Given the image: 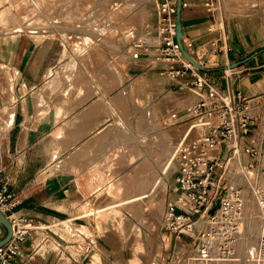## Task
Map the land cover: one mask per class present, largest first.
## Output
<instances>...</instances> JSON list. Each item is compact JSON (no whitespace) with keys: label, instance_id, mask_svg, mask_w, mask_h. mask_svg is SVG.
Instances as JSON below:
<instances>
[{"label":"crops","instance_id":"crops-1","mask_svg":"<svg viewBox=\"0 0 264 264\" xmlns=\"http://www.w3.org/2000/svg\"><path fill=\"white\" fill-rule=\"evenodd\" d=\"M32 2L28 8L41 14ZM184 2L187 52L215 87L247 99L253 132L247 142L257 140L264 136V0H222L214 11L200 0ZM150 5L143 35L123 11L100 19H27L25 6H10L13 14L0 17V185L12 195L16 217L36 227L60 223L52 231L73 243L66 251L80 264H132L128 234L135 227L121 226L116 219L131 215L115 207L134 206L141 217L153 200L164 207L175 198L169 193L175 181L162 179L166 162H153V124L182 126L198 97L186 86L189 77L168 76ZM170 112L179 121L166 120ZM71 230L92 241L87 252ZM42 234L33 232L14 264H71L57 253V237L44 244ZM182 239L177 253L193 254L197 241Z\"/></svg>","mask_w":264,"mask_h":264},{"label":"built area","instance_id":"built-area-1","mask_svg":"<svg viewBox=\"0 0 264 264\" xmlns=\"http://www.w3.org/2000/svg\"><path fill=\"white\" fill-rule=\"evenodd\" d=\"M151 1L158 15L157 52L169 60L166 69L169 77L180 80L190 78L186 86L198 100L186 108L189 120L196 121L189 131L194 128L202 131L192 142L188 143L185 141L186 137L183 138L174 149L173 160L177 163L174 174L177 176L176 184L170 187L169 193L175 198L165 202L160 222L161 231L179 241L186 236L195 239L198 222L204 220V225L198 232V236L203 237L202 247L196 257L175 253L172 260L168 261L163 257L158 263L208 264V257L204 256L203 249L208 250L213 244L217 245L222 259L231 258L239 222L243 218L245 192L250 194L257 208L261 225L254 264H264V136L247 142L253 133L247 99L240 93L218 89L184 59L176 43V2ZM200 1L210 11L221 8L222 0ZM185 5L183 0V6ZM183 45L186 51L191 46L184 40ZM178 62L181 63V68H175ZM170 120L175 123L179 121V117L174 113ZM11 200L12 195L7 192L6 186L0 185V213L12 225L11 239L0 248V264H14L22 255L23 243L35 230L42 231L44 244L51 241V235L57 237V253L66 256L71 264H80L66 251L73 243L52 231L60 223L33 226L31 221L12 213L14 204ZM217 204V209L211 214ZM194 217L198 219L195 220ZM71 233H76L83 239V252L91 248L92 241L89 237L78 231L71 230Z\"/></svg>","mask_w":264,"mask_h":264},{"label":"rangeland","instance_id":"rangeland-1","mask_svg":"<svg viewBox=\"0 0 264 264\" xmlns=\"http://www.w3.org/2000/svg\"><path fill=\"white\" fill-rule=\"evenodd\" d=\"M150 1L151 0H18V2L15 3L16 2L15 0L12 1L0 0V17H8L10 14L11 15L13 14V11H11V9L10 10L8 9L10 8V6L11 8H13L14 11H19L21 7L24 8L25 6V8L28 9V10L26 9L25 12L29 13L26 17L27 19L32 18L34 15H37V17L40 18L50 17V18L100 19V18H109V17H122L123 15L121 12L123 11V14L126 17L129 16L130 18L135 19V25L137 26L136 33L143 35L142 31L140 33V29L146 27V25H144V21L146 20L147 17H152L151 13H153L151 11L152 5H150ZM30 2L36 4L38 3L41 9L40 11L41 14L37 9L28 8V6H31L29 4ZM175 2L176 0H174V3ZM142 3H143L142 5L143 7H140ZM114 7H119L120 13L113 10ZM153 7L155 10L154 3H153ZM157 24H158V15H157L156 26ZM173 113L174 112H170L166 120H169L170 116ZM168 122L170 123V121H167V123ZM194 123H196V121L191 119L188 120L186 123H183L182 126L175 125V126L167 127L166 129H162L163 125L165 124L164 122L163 124L162 123L153 124L152 146L155 147L158 152H160V153L157 152V154L155 155L153 154L154 155L153 162H155V165L157 166H161L160 162L162 161L166 162L161 168V172L163 173L162 176L163 181L164 178H166L167 181L169 182L175 181L174 185L176 184L177 175L174 173L177 168V163L175 162V159L173 160L174 149L177 146V144L180 143L182 138L188 133L190 126ZM262 130H264V128L261 127V131ZM200 132H201L200 128H194L190 130L188 136L185 138V141L188 142L189 139L193 138L197 133H199L200 135ZM155 139H157V142ZM157 180H160L159 176H157ZM159 185L160 184H158L157 187ZM243 198L245 201L249 200L250 203L254 204L249 193L244 192ZM119 204L120 205L118 207H115V210H117L118 212L125 211L131 215V218L121 217V218H117L116 220L124 228L127 227V230L129 229L130 226L135 227L133 228L135 232L128 234L129 238L133 240L132 251H129V253L131 252L130 253L131 256H133L132 264H148V263L156 264L157 263L156 261L160 262V260L163 257H165V259H168V261L172 260L174 258V254L177 253V249H176L177 244L180 245V243L184 241V239H182V241L174 240L173 238H170L169 234L161 231L160 222L165 207V205L163 207V202L158 203L156 200L155 201L153 200L151 203L146 204L142 209H140L141 217L137 215V210H135L136 207L125 206V205L121 206L122 203ZM243 212H244L243 217L245 220V222L243 221V223L247 224L246 222L247 221L246 217H248L246 214L247 212L246 211ZM257 216H258L257 211L254 210V217ZM194 219L197 220L198 217H194ZM134 224L142 226L144 232L143 231L140 232L137 229L136 225ZM203 225H204V220H199L198 228L194 235L195 239H192L193 237H188L187 239L188 243L193 242V240L197 242L193 254H191L192 250L189 249L185 250L186 256L188 257L197 256L198 248L199 246H201L203 242V237L198 236V232L201 230ZM247 230L248 229L246 226L245 228L241 226V229L238 230V236L236 241H239L241 239L243 240L245 231ZM126 236H127L126 234L123 235V237ZM256 240H255V244H256ZM234 245L237 246L236 244ZM237 251L238 248L234 247V252ZM245 252H246V247L241 252L242 254L240 255V261L238 264H254L253 261H247L246 263L242 261V259L245 256Z\"/></svg>","mask_w":264,"mask_h":264},{"label":"bare ground","instance_id":"bare-ground-1","mask_svg":"<svg viewBox=\"0 0 264 264\" xmlns=\"http://www.w3.org/2000/svg\"><path fill=\"white\" fill-rule=\"evenodd\" d=\"M245 207L243 211H246L247 216V224H244L243 219H241V221L239 222V226H238V230L241 229V226H243V228H245V226L247 227V231H245V235L243 240H239L236 241V245H234V247L238 248L237 252H233V254L231 255V258H227V259H222V254H220V251L217 248V245L213 244L209 247V249L204 251V256H207L208 259V264H238L240 261V255L242 254V250L245 249L246 247V252H245V256L242 259V261L244 263H246L247 261H253L254 262V258H255V254H256V245H257V240L261 234V225L257 217H254V210L257 211V208L255 207V205L253 203H250L249 200L245 201ZM248 206V207H247ZM248 208V209H247ZM258 212V211H257ZM244 213V212H243ZM250 216V217H249ZM246 230V229H245ZM257 238V240H256ZM245 240V241H244ZM255 240H256V244H255ZM202 247V245L200 246V248Z\"/></svg>","mask_w":264,"mask_h":264},{"label":"water","instance_id":"water-1","mask_svg":"<svg viewBox=\"0 0 264 264\" xmlns=\"http://www.w3.org/2000/svg\"><path fill=\"white\" fill-rule=\"evenodd\" d=\"M183 8V0H176V14H175V23H176V43L178 44L181 53L183 57L195 68L202 69L200 65H198L192 57L189 55V53L186 51L183 45V31H182V24H181V13ZM218 207V204L216 205L215 209L211 211V214L214 213L216 208ZM0 226L4 229V236L0 238V248H2L10 239L12 236V225L7 219V217L0 213Z\"/></svg>","mask_w":264,"mask_h":264}]
</instances>
